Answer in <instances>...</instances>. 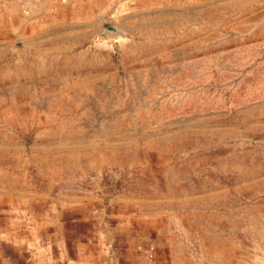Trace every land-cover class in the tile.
<instances>
[{"label":"rangeland","instance_id":"rangeland-1","mask_svg":"<svg viewBox=\"0 0 264 264\" xmlns=\"http://www.w3.org/2000/svg\"><path fill=\"white\" fill-rule=\"evenodd\" d=\"M27 2L1 6L0 184L130 200L172 264H264V0Z\"/></svg>","mask_w":264,"mask_h":264},{"label":"crops","instance_id":"crops-1","mask_svg":"<svg viewBox=\"0 0 264 264\" xmlns=\"http://www.w3.org/2000/svg\"><path fill=\"white\" fill-rule=\"evenodd\" d=\"M153 227L140 207L123 198L105 203L73 192L52 197L0 184V264H172Z\"/></svg>","mask_w":264,"mask_h":264},{"label":"water","instance_id":"water-1","mask_svg":"<svg viewBox=\"0 0 264 264\" xmlns=\"http://www.w3.org/2000/svg\"><path fill=\"white\" fill-rule=\"evenodd\" d=\"M108 33L109 34H116L117 31L115 29H113V28H108Z\"/></svg>","mask_w":264,"mask_h":264}]
</instances>
